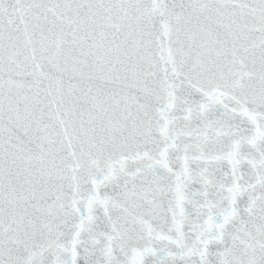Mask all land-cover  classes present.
Listing matches in <instances>:
<instances>
[{"label":"snow or ice","instance_id":"obj_1","mask_svg":"<svg viewBox=\"0 0 264 264\" xmlns=\"http://www.w3.org/2000/svg\"><path fill=\"white\" fill-rule=\"evenodd\" d=\"M0 264H264V0H0Z\"/></svg>","mask_w":264,"mask_h":264}]
</instances>
